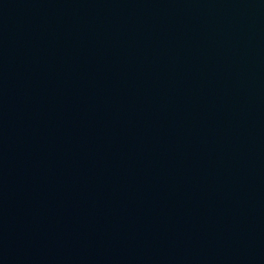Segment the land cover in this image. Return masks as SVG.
<instances>
[{"label": "water", "instance_id": "95a60500", "mask_svg": "<svg viewBox=\"0 0 264 264\" xmlns=\"http://www.w3.org/2000/svg\"><path fill=\"white\" fill-rule=\"evenodd\" d=\"M0 199L30 264H264V0H0Z\"/></svg>", "mask_w": 264, "mask_h": 264}]
</instances>
